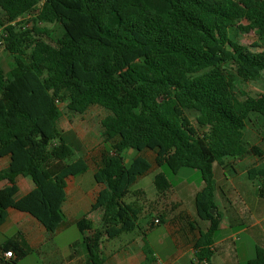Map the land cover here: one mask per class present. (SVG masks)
I'll return each mask as SVG.
<instances>
[{"label": "trees", "instance_id": "trees-1", "mask_svg": "<svg viewBox=\"0 0 264 264\" xmlns=\"http://www.w3.org/2000/svg\"><path fill=\"white\" fill-rule=\"evenodd\" d=\"M55 23L65 31L57 41L41 26ZM234 26L264 39V0H0V37L13 56L8 71L0 64V158L11 157L0 171V183H9L0 187V226L9 208L51 234L65 222L67 180L90 164L85 156L72 160L75 142L59 128L60 103L72 114L100 106L111 113L101 122L105 150L94 174L101 189L77 222L88 263L105 264L104 238L138 227L143 208L125 199L153 167L146 151L160 169L200 172L205 187L195 207L210 227L195 243V260L209 263L222 221L214 165L264 158V148L249 145L244 132L251 113L264 116V93L236 90L238 79H264V47L234 41ZM248 174L264 179V169ZM19 176L31 177L35 189L17 199ZM154 182L159 193L172 187L165 171ZM260 188L264 197V182ZM96 211L103 214L95 229L89 216ZM7 251L17 261L5 259ZM28 253L18 238L9 239L0 246V264H18ZM248 264H264L263 247Z\"/></svg>", "mask_w": 264, "mask_h": 264}, {"label": "crops", "instance_id": "crops-1", "mask_svg": "<svg viewBox=\"0 0 264 264\" xmlns=\"http://www.w3.org/2000/svg\"><path fill=\"white\" fill-rule=\"evenodd\" d=\"M59 128L70 141H76L75 131L72 128H62L61 122ZM104 150L103 146L97 156L99 161L96 168L92 169L90 165V169L94 171L93 174L100 166ZM142 155L153 164V167L132 186L136 188H131V194L125 201L140 205L143 208V213L135 230L123 233L114 239L104 238L102 240L101 255L105 264H158L160 261L164 264H195V243L201 233L207 232L210 227V221H203L198 218L195 207V197L205 187V182L203 179L198 185L192 182H181L176 187L171 183L172 187L164 193H159L157 188L156 191L152 190V192L147 193L145 188L155 185L156 176L164 170L155 165L153 152L146 151ZM85 157L87 158V156ZM256 158L255 156L244 159L229 157L225 159L223 165H214L215 201L218 211L222 215L221 225L215 236L220 233H224V236L218 241L215 240L214 236L212 246L214 254L209 264H239L237 250L234 254L230 247L236 236L251 234L256 242L257 238L264 239V227L262 226L264 209H258L263 198L250 185V182L254 183L257 179L251 180L248 175L250 182L245 186L243 184L239 186L235 182L240 173L241 165L252 162ZM10 163V156L0 158V171L8 168ZM246 166L247 170L253 168L250 165ZM83 184L82 181L78 180V177L68 178L67 198L63 205L66 220L53 234L48 233L30 214L9 208L8 218L0 226V246L9 239L18 238L19 242L29 252L23 259L18 260V264H22L32 251H40L47 241L64 233L69 224L77 227V222L81 219L77 217L78 208L85 206L87 209L85 214L89 213L91 205L101 189L95 182L92 184L89 198H87ZM8 185L9 183L6 181L0 183L1 188ZM17 185L19 187L17 199L35 189L31 177L19 176ZM98 213L99 215L95 216L92 213L89 216V219L94 222L95 229L100 228L103 212L99 211ZM157 219H160L159 224L155 223ZM76 247L78 249H75ZM261 247L264 248V245ZM221 248L222 251L217 254V250H221ZM44 256L46 257V255ZM88 258L89 255L82 238H77L68 246V249L61 250L57 247L56 255L46 259L44 264H89ZM12 261H17V256L12 258Z\"/></svg>", "mask_w": 264, "mask_h": 264}, {"label": "rangeland", "instance_id": "rangeland-1", "mask_svg": "<svg viewBox=\"0 0 264 264\" xmlns=\"http://www.w3.org/2000/svg\"><path fill=\"white\" fill-rule=\"evenodd\" d=\"M243 24H246V22L244 21ZM41 26H45L50 30L53 40L55 41L62 39L65 35L63 27L58 23L41 24ZM230 36L234 41H237L242 45L252 47L258 43L264 47V39L258 38V36L254 32L243 33L237 26H234L230 29ZM254 50H257V48H254ZM12 61L13 56L5 50L4 46L0 45V64L2 65L5 71L9 70ZM225 68L229 72H235V65L233 63H226ZM236 90L239 95V91H244L251 96H257L261 93H264V79L258 81H243L241 79H238ZM60 107L63 111V117L60 121L62 123V128H72L75 131L76 135V141L75 143H73V148L75 150L73 160H76L82 156H87L92 169H95L99 161L97 160V156L103 148L101 122L108 114H111L110 111L100 106H92L84 114H72L67 110L66 103H60ZM189 116L191 120L196 124L197 113L190 112ZM244 132L245 141L249 145H260L264 148L263 115L259 113H251L249 119L247 120V125ZM246 165H250V167H255L258 169H264V158H256L252 162L244 163L243 165H241L240 173L235 181L236 184L239 186L241 184L245 186L248 182H250L248 181L249 174ZM92 169H90L87 173L78 176V180L84 183L83 189L87 194V198H89L92 184L95 183L93 174L94 171ZM164 171L166 172L170 182L173 183L174 187H176L178 183L181 182H192L193 184L198 185L202 180V176L199 171L189 168L182 169L178 174H173L169 169H164ZM263 182L264 179L261 177L257 178V181H255L254 183L250 182L251 187L257 190V194L260 195L261 198H263V201H261V203L258 205V209H264V197L261 196L260 188L263 185ZM132 188L136 187L134 186ZM145 189L146 192L149 193L152 192V190L156 191V186H147V188ZM77 211V217L82 218L85 216L87 209L85 208V206H81L78 208ZM98 212L99 211L93 212V215H99ZM262 226L264 227V219L262 220ZM222 236H224V233L216 235L215 240L218 241ZM77 238L81 239L82 235L80 234L79 230L75 225L69 224L68 228L64 231V233L53 238L52 240L47 241L42 246V249L40 251H32L29 256L23 260L22 264H44V261L46 259L48 260L52 256L56 255L57 247L61 250L68 249V246L75 242V239ZM263 240L264 239L262 238H257L256 242L252 238L251 234H243L241 236H236L235 240L231 242L230 247L234 254H236L235 251L237 250L239 264H247L249 260L253 259L256 254V247L258 245H264V243H262ZM75 249H78V247H76ZM221 251L222 248L221 250L218 249L216 253L219 254ZM44 255H46V257Z\"/></svg>", "mask_w": 264, "mask_h": 264}, {"label": "built area", "instance_id": "built-area-1", "mask_svg": "<svg viewBox=\"0 0 264 264\" xmlns=\"http://www.w3.org/2000/svg\"><path fill=\"white\" fill-rule=\"evenodd\" d=\"M25 18L26 19H30V15H26ZM25 26H27V25H25ZM1 33H2V30H1ZM0 45L4 46V40L1 37H0ZM155 223L159 224L160 223V219L155 220ZM4 257H5V259H7V260L9 259L10 260V259L14 258L15 256L13 255L12 251H8V252L4 253ZM158 264H164V262L160 261V262H158ZM195 264H209V263L207 261L199 262V261L196 260Z\"/></svg>", "mask_w": 264, "mask_h": 264}, {"label": "water", "instance_id": "water-1", "mask_svg": "<svg viewBox=\"0 0 264 264\" xmlns=\"http://www.w3.org/2000/svg\"><path fill=\"white\" fill-rule=\"evenodd\" d=\"M133 151H134V150H133V149H131L129 153H130V154H132V153H133ZM210 213H211L212 215H215V214H216V209H215V208H214V209H212V210L210 211Z\"/></svg>", "mask_w": 264, "mask_h": 264}]
</instances>
